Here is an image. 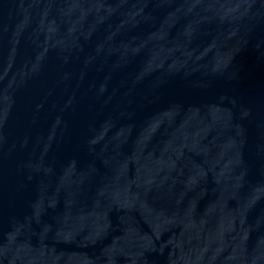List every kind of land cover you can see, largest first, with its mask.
I'll use <instances>...</instances> for the list:
<instances>
[{"label":"water","instance_id":"95a60500","mask_svg":"<svg viewBox=\"0 0 264 264\" xmlns=\"http://www.w3.org/2000/svg\"><path fill=\"white\" fill-rule=\"evenodd\" d=\"M0 264H264V0H0Z\"/></svg>","mask_w":264,"mask_h":264}]
</instances>
